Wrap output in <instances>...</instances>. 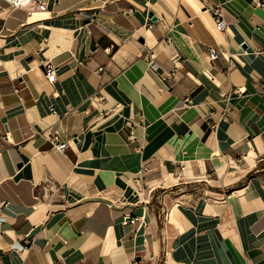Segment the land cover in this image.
<instances>
[{
	"label": "crops",
	"instance_id": "crops-1",
	"mask_svg": "<svg viewBox=\"0 0 264 264\" xmlns=\"http://www.w3.org/2000/svg\"><path fill=\"white\" fill-rule=\"evenodd\" d=\"M44 5L0 0V264H264V0Z\"/></svg>",
	"mask_w": 264,
	"mask_h": 264
},
{
	"label": "built area",
	"instance_id": "built-area-1",
	"mask_svg": "<svg viewBox=\"0 0 264 264\" xmlns=\"http://www.w3.org/2000/svg\"><path fill=\"white\" fill-rule=\"evenodd\" d=\"M2 1L6 2L12 9H22L26 11L28 15L34 12L42 13L46 9L44 5V0H2ZM208 11L212 15L215 21V30L217 32H225L226 25L224 21V12H223L222 4L218 2L217 4L209 7ZM82 17L88 20L90 23L95 21L96 15L94 13L88 15L83 14ZM219 55L220 52L217 49L209 48L207 50V58L210 62H214L215 60H217ZM42 66L44 69L46 82L50 85H53L57 81L56 67L53 66L49 61L43 63ZM187 104H189V101H185V106H187ZM51 112L54 113V110L51 109ZM223 118L224 120H228V117H223ZM50 140L53 143L55 149H57L59 152H63L68 146V142H60L56 135L52 136ZM3 206L4 203H0V207ZM129 221H133V219H130ZM55 264H60V263H55Z\"/></svg>",
	"mask_w": 264,
	"mask_h": 264
},
{
	"label": "water",
	"instance_id": "water-1",
	"mask_svg": "<svg viewBox=\"0 0 264 264\" xmlns=\"http://www.w3.org/2000/svg\"><path fill=\"white\" fill-rule=\"evenodd\" d=\"M149 16H152V15H149ZM84 23H85V24H88V23H89V21H88V20H86Z\"/></svg>",
	"mask_w": 264,
	"mask_h": 264
}]
</instances>
